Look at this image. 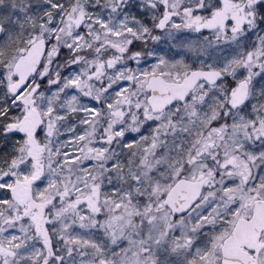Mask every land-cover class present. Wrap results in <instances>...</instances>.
Instances as JSON below:
<instances>
[{
	"label": "snow or ice",
	"instance_id": "6c2138e0",
	"mask_svg": "<svg viewBox=\"0 0 264 264\" xmlns=\"http://www.w3.org/2000/svg\"><path fill=\"white\" fill-rule=\"evenodd\" d=\"M0 264H264V0H0Z\"/></svg>",
	"mask_w": 264,
	"mask_h": 264
}]
</instances>
